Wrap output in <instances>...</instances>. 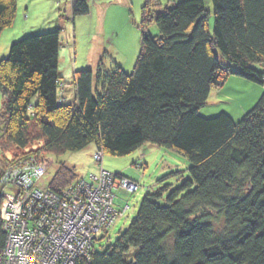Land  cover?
Returning <instances> with one entry per match:
<instances>
[{"label": "trees", "instance_id": "trees-1", "mask_svg": "<svg viewBox=\"0 0 264 264\" xmlns=\"http://www.w3.org/2000/svg\"><path fill=\"white\" fill-rule=\"evenodd\" d=\"M211 3L212 23L203 0L167 3L162 12L150 11L157 0H145L132 73L115 64L108 73H74L72 104L59 77L60 30L15 42L0 60V208L4 196H17L3 173L40 155L94 146L122 157L150 144L189 164L179 187L141 200L112 247L94 251L99 233L90 256L74 264H264V0ZM70 5L73 17L89 14L87 0ZM15 12L16 0H0V33ZM231 76L261 87L255 106L238 121L199 116ZM10 147L23 153L10 157ZM70 173L60 167L48 188L59 195ZM5 245L0 214V256Z\"/></svg>", "mask_w": 264, "mask_h": 264}, {"label": "rangeland", "instance_id": "rangeland-1", "mask_svg": "<svg viewBox=\"0 0 264 264\" xmlns=\"http://www.w3.org/2000/svg\"><path fill=\"white\" fill-rule=\"evenodd\" d=\"M180 1L182 0H157L159 7L157 10L152 8L150 11L160 10L159 12H162L167 3ZM144 2L145 0H87L89 14L73 17L70 0H16L14 20L10 27L0 33V60H6L10 46L25 37L60 30L59 77L63 85L62 88L66 89V102H69L71 98L69 104H72L74 73L91 71L95 75L99 67L108 73L113 64L127 75L132 73L140 52L139 25ZM203 3L210 14V23H212L211 0H203ZM100 12L102 14L105 12L107 16L100 17ZM150 29L151 31L156 30L155 25L151 24ZM262 71L264 72V68ZM263 91L259 85L231 76L222 90L211 92L206 106L199 110V116L214 118L220 114H226L238 121L255 106ZM1 107L2 96L0 93V110ZM38 146L39 144L29 146L28 153H30L29 149L36 151ZM9 153L10 157H16L23 152L10 147ZM97 156L98 159H95ZM99 163L107 174L117 175L138 183L139 190L135 194L126 193L127 188L119 185L122 181L114 179L112 186L115 188V201L114 206L110 205L113 211V217L110 219L114 222L115 219L117 220L112 228L104 233L101 231L96 237L93 249L98 254L112 247L116 238L128 228L145 196H151L166 186L169 189L179 187L182 181L188 178L189 164L184 158L169 150L147 144L122 157L98 152L94 146L79 153H66L59 157L40 155L35 159V162L13 164L3 173L2 183L8 193L15 192L17 195L15 200H23L28 197L25 195L30 194L27 189V185H29L27 182L30 179L25 172L40 168L43 170L42 175L40 174V177L32 180L33 188L38 192L41 191L40 193L47 191L46 194H50L53 191L48 187L53 183L59 168L64 166L73 174L72 178L70 173L66 179L67 184H71L59 192L66 196L76 183L92 184L93 180L88 178L89 175L98 177L100 180L99 169L101 167ZM18 168L20 169L18 170ZM21 172L22 174H20ZM6 181L8 183H5ZM12 195L14 194L12 193ZM32 197V199H30L31 197L28 199V202L25 201L26 204L24 202L23 206L32 202L39 204L38 207L29 209L30 213L35 216L37 211L46 209L43 207L47 206L48 202L44 197L37 196L36 193ZM11 199H6L4 196L5 202L2 203L0 214L1 219L13 220L14 223L20 212V205L11 206L15 204L13 203L15 200ZM98 203L94 200V204ZM159 203L163 204V200H159ZM22 209L21 205V211ZM106 209L107 205L104 204L103 210L99 214L105 222H107L105 218L109 216L108 209L107 211ZM90 221L89 217L85 224L87 223L88 226ZM43 225H46V222H43ZM79 226L80 224L76 229ZM215 226L217 229L221 228L219 220L215 222ZM75 230L72 231V236ZM77 232H81V230L79 229Z\"/></svg>", "mask_w": 264, "mask_h": 264}, {"label": "built area", "instance_id": "built-area-1", "mask_svg": "<svg viewBox=\"0 0 264 264\" xmlns=\"http://www.w3.org/2000/svg\"><path fill=\"white\" fill-rule=\"evenodd\" d=\"M95 159H98V156ZM42 172L43 170L40 168L25 172L30 179L27 182L29 184L27 189L30 192L25 195V197L28 196L27 198L15 200L17 197L15 195L5 196L6 199L15 200L13 202L15 204L11 206L20 205V212L14 223L13 220L2 219L6 245L0 256V264H74L78 258H88L89 251L92 250L93 239L114 222L110 219L113 217L110 205H113L114 199L115 188L112 186L114 179L122 181L119 185L127 188L126 192L128 193H135L138 189L135 183L107 174L104 170L99 169L100 180L98 177L89 175L88 178L92 179L93 183L88 185H85L84 182L76 183L70 189L68 196L62 193L59 195L46 194L47 191L40 193L41 191L34 190L32 180L40 177ZM34 193L44 197L48 202V205L43 207L46 209L37 211L35 216L30 213L29 209L38 207L39 204L32 202L23 206L25 201L28 202L30 197V199L33 198ZM94 200L99 203L94 204ZM104 204L107 205L109 214L105 218L107 222L102 216H99ZM89 217L91 221L87 226L85 222ZM99 219L100 221H98ZM43 222H46V225H43ZM79 224L80 226L76 229ZM79 229L81 232H77Z\"/></svg>", "mask_w": 264, "mask_h": 264}, {"label": "crops", "instance_id": "crops-1", "mask_svg": "<svg viewBox=\"0 0 264 264\" xmlns=\"http://www.w3.org/2000/svg\"><path fill=\"white\" fill-rule=\"evenodd\" d=\"M99 16L105 18L107 15H106L105 12H104L103 14H102V12H100V13H99ZM222 89H223V88H222ZM222 89H221V90H222ZM65 90H66V89H63V91H64V92H63V96H64L65 101H67V97L65 96ZM260 93H261V92H260ZM71 95H72V101L74 102V100H75L74 87H73V93H72ZM259 95H260V94H259ZM214 96H215V95H214ZM70 101H71V98H70L69 102H70ZM69 102H67V103H69Z\"/></svg>", "mask_w": 264, "mask_h": 264}]
</instances>
